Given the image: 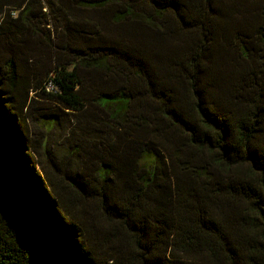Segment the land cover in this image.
I'll return each instance as SVG.
<instances>
[{"label":"trees","instance_id":"trees-1","mask_svg":"<svg viewBox=\"0 0 264 264\" xmlns=\"http://www.w3.org/2000/svg\"><path fill=\"white\" fill-rule=\"evenodd\" d=\"M1 22L0 264H264V0Z\"/></svg>","mask_w":264,"mask_h":264},{"label":"rangeland","instance_id":"rangeland-1","mask_svg":"<svg viewBox=\"0 0 264 264\" xmlns=\"http://www.w3.org/2000/svg\"><path fill=\"white\" fill-rule=\"evenodd\" d=\"M19 0H0V28L3 27L1 26L2 25V22H1V19H2V15L5 14V11L7 8L13 6L14 3L18 2ZM44 2V1H43ZM9 16L11 18H14L16 16V12H13V13H10ZM16 40H18L19 42V37L16 38ZM25 58H27V55H25ZM43 103L42 102H39L38 103V106L39 107H42ZM54 134H52V137L50 139H48V145L50 150L52 151V153H50V157H53L54 155H57L59 153V150H60V141H61V137H53Z\"/></svg>","mask_w":264,"mask_h":264}]
</instances>
